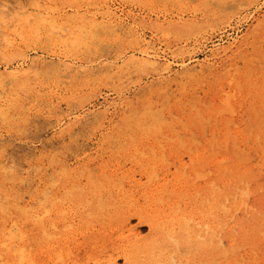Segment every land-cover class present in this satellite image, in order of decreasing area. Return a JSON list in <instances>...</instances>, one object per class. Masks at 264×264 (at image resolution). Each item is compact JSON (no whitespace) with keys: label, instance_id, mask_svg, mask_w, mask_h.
<instances>
[{"label":"bare ground","instance_id":"bare-ground-1","mask_svg":"<svg viewBox=\"0 0 264 264\" xmlns=\"http://www.w3.org/2000/svg\"><path fill=\"white\" fill-rule=\"evenodd\" d=\"M167 1L169 4L170 1L173 2L171 10H167L168 13L164 16H156L152 23L154 30L160 33L158 34L160 39L168 45L173 43L177 46L181 43V40H178L181 38L191 37L194 42L206 39L209 29L230 23L233 18L222 16L216 9L228 8L226 6L232 3H227L231 0ZM247 1L253 6L264 4V0ZM81 7L90 10L82 14ZM3 8L0 9L2 45L9 50L11 56L17 58V61H14L15 64L7 62L0 64V119L20 120L19 124L25 127L30 124L33 111L30 105L27 104L28 107H25V103L21 101V94L34 92L40 75L51 80L50 83L57 88L56 92L60 86L68 83L69 87H63L65 93H70L69 100L75 106L72 107L73 105L67 102L64 111L60 105L52 107L49 111L54 116L55 127H58L62 141L65 137L71 140L74 133L76 136L75 130L83 123L86 124L88 117L94 119V123L105 131L103 135L108 138L107 141L113 139L116 143L119 142V145L126 146L127 151H131L130 160L141 163L143 169L140 176L146 178L150 190L143 189L141 178L136 179L135 175L108 172L104 168L94 172L91 161L83 165L85 173L79 177L81 174L78 172L83 170H79L78 165L70 168L68 158L59 157L60 160H57L51 153V157L54 156L55 159L48 157L49 166L52 168L50 178H45L43 182L39 171L34 169L37 171L34 175L37 177L35 180L37 185L35 190L33 189L30 201L24 202V197L21 198L22 194H18L17 190L21 189V184L27 179L23 177L27 171L23 172L22 169L19 171L16 165L1 155L0 174L10 183L0 179L2 182L0 183L4 185V190H0V264H42L41 261L46 256L52 264H118V258L123 260V264H166L169 258L181 250H197L202 263L214 264L217 260L220 263L224 262L231 250L244 249L247 246L253 250L259 248L264 250V238L260 236L263 232L260 227L264 222V217L261 218L264 214V200L256 191H252L253 198L251 197L250 201L248 198L239 197L237 190L243 186L242 181L237 184L236 179L246 176V173L243 175V171H240L236 157L222 151L226 150L225 145L232 141V138L229 139L227 133L216 140L210 137V140L204 141L200 149L187 147L189 144L185 142L183 145L187 147L185 154L188 157L186 162L182 157L175 155L180 144L175 143V140L181 135L176 131L177 137L173 142L172 137L163 134L166 120L164 111L149 101L154 93H165L172 84L196 78L212 60L226 56L239 42V36L227 38L225 40L227 44L218 39V44L211 46L209 54L203 60L185 63L184 58L190 59L192 53L187 56L180 55V58L174 55L167 56L165 51L156 48L152 38L147 39L140 32L142 27L139 29V22L145 21V16H133L130 20L128 16L123 19L113 9L114 7L112 8L109 0H39L32 8L22 4H19L17 9L8 10L4 6ZM67 9L72 13L66 15ZM35 36V39L42 36L44 40L51 41L53 52L28 59L20 50L18 39L28 40ZM173 38L177 39L174 41ZM103 45L106 51L107 45L108 48L121 45L122 53L107 60L109 56L105 57L99 53L101 49L99 47ZM186 46V42L181 43V54L189 50ZM79 53L84 54L83 60L78 59ZM150 78L152 80H149ZM101 83L112 86L113 89H110L114 90L115 96L109 97L104 94L101 101L93 102L100 96L96 85ZM131 85L139 89L140 93L144 92L140 107L137 106L138 101H134L136 96H131L128 92ZM224 94L226 96L221 103L224 107L219 109L224 114V109L233 114L235 112L231 104L233 95L228 92ZM161 103L164 104L165 100ZM180 109L182 111V108ZM216 112L221 111L217 109ZM258 114L254 112L253 117L256 118ZM227 120L226 122L229 121ZM201 122L200 119L199 123ZM248 123L250 125V122ZM181 124L183 126L184 121ZM138 132L141 135H138ZM134 133L138 136L134 137ZM258 137L261 141L257 154L258 161L261 162L255 163L252 168H260L263 173L264 134L256 133L250 139L255 141ZM183 141L181 140V143ZM0 147L4 148L2 138ZM251 149L252 145L248 147V150ZM167 152L170 153L169 157L175 156V172L170 174L167 168L161 178H156L155 176L159 174L158 169L163 167L162 162L167 160L161 156ZM236 156L238 158V155ZM248 157L254 159L251 155H247ZM42 167V162L39 161L36 168ZM127 177L126 184L123 180ZM138 187H141L140 190ZM243 191L247 193L246 190ZM140 199L144 203H140ZM101 211H105V217L110 215L109 219L117 227L113 232H118V243L108 248L112 254L98 258L92 254L83 262L72 256V248H67L71 245L69 237L78 238L79 235L86 237L89 233L92 235L94 231L81 229L76 219L82 217L81 222L92 220L93 217H102L99 215ZM131 218H136L137 224L148 226V235L145 234L147 236L141 237L136 227L131 226L130 221L133 220ZM225 241H228L226 246ZM59 242H64V246L59 245ZM257 247L259 248L256 249ZM105 249L103 245L100 251ZM97 254L99 256V252ZM236 263L238 264L237 261Z\"/></svg>","mask_w":264,"mask_h":264},{"label":"rangeland","instance_id":"rangeland-1","mask_svg":"<svg viewBox=\"0 0 264 264\" xmlns=\"http://www.w3.org/2000/svg\"><path fill=\"white\" fill-rule=\"evenodd\" d=\"M38 1L39 0H1L0 9H4L3 6L7 8L8 10L17 9L19 4H22L28 8H32L35 5V3H37ZM150 1L151 0H139V1L137 0H109V3L112 6V8L114 7L113 9L116 10L118 15H120L121 18L123 19L127 18L128 16H130L128 20H130L133 16L135 17L145 16V21L139 22V29L142 27L141 28L142 30L140 29V32L143 33L147 39L152 38L154 44L156 45V48H160L161 51L162 50L165 51L167 56L174 55L180 58L179 57L180 55L187 56L188 54L192 53V56L190 59L187 57L184 58L185 63L186 62L189 63L190 61L191 62L201 61L205 58L206 55L209 54L210 52L209 50L212 48L211 46L218 44V41H219L218 39H222L224 41V44H227V42H225L227 38L239 36V42L232 48V50L226 56L212 60L210 62V65L205 70H203L201 74H198L196 78H193L192 80H189V79L182 80L178 82L177 84H172L171 87L167 89L169 92L166 90V92L162 94L154 93L149 101L156 108L159 109L161 107L160 109H163L164 114H165V119L169 122L168 123L165 120L166 124L164 122V126H163L164 128L162 130L163 134L168 135L170 138L172 137L173 142H174V138L177 137V134L181 135L180 138H177L178 141L175 140V143L176 142L180 143L178 147L176 148L177 154L175 155H177L179 158L182 157L186 162L188 160L187 154H185V150L187 147L191 146L193 148L200 149L204 145V141L210 140V137L212 140H216L219 137L221 138L222 134L227 133L228 138L229 139L232 138V141L231 140L228 141L225 145L226 150L224 149L225 151L224 150L222 151L224 153L227 152L229 156L236 157L237 162L239 163L240 171L244 172V173L242 172L243 175L246 173V176H243L242 178L238 177L239 179H236L237 181L236 183L238 184L239 182L242 181L241 185L243 186L242 189L237 190L239 191L238 192L239 197L241 199L248 198V200L250 201L253 195L252 191H256L259 194V196L262 197V199L264 200V186H263L264 185V171L262 173L260 168H257V167L252 168L255 163L261 162V161L260 162L258 161L259 155L257 154L258 153L257 148L259 146L258 144H260L259 142L261 141V139L260 137H258V139L255 141L250 139L256 133L264 134V125H263L264 124V4H258V5L253 6V5H250L247 0H231L227 4H231V3L232 4L229 6H226L228 7L226 9H222L224 7L222 8L216 7L217 11L220 12L222 16L231 17V18L233 17L232 21H230V23L224 24L217 28L209 29L207 32L208 36L206 39L198 40L195 42H194V39L191 37L178 39V40H181V43L182 42L187 43L186 47L189 50L186 51L185 53L186 55H185V54L180 53L181 43H178L176 46V45H173V43L168 45L166 42L162 41L160 39V36L158 35L160 33L154 30V25L152 23L153 20L156 18V16H164V14L166 15V13H168L167 10H171L170 8L173 6V2L169 0L170 1V4H169L167 0H165V2H162L163 1L162 0L161 1L162 3L159 0H155L156 2H154L153 0L151 2ZM184 1H189V0H184ZM157 2H159V4ZM243 5L245 7H243ZM81 8H80L81 10L80 12L82 14L90 10L87 7H81ZM80 12L79 14H81ZM70 13H72V11L70 9H67L66 15ZM35 38L36 36L32 38H28V40L21 39V38L18 39V42H20V48H21L20 50L24 52V55L28 59H33L41 55H49L53 52L52 46L50 44L51 41H49L48 39L44 40L42 36L37 39ZM176 39L173 38L174 41ZM35 42H39V43L35 44ZM2 43H3V40H2V34L0 30V64L6 63V62L10 64H15V62L17 61V58L14 56H11L9 53V50H6V48L3 47L4 45H2ZM103 47L104 45L102 47H99L101 48L99 49V53L101 55L103 54L105 57L109 56L107 60L111 58H116L122 53L121 45H113V47H109V48L107 45L105 46L108 49L107 51L105 48L103 49ZM79 55L80 56H78V59L83 60L85 57L84 54L79 53ZM149 80H152V78H150ZM50 81L51 80H49L44 75L42 77L40 75L37 81L38 84H35L36 86L33 89L34 92L31 91L32 93L29 92L27 94H21V101L25 103V107H28V105H30L29 107H31L33 111V115L31 116L29 125H26V127L21 126V123L19 124L20 120L11 119L8 121H4V119L2 118L0 119V138H2L3 146H4V148L0 147V156L2 155V157H6L12 164H14V166L15 165L17 166L16 168L18 170L20 169L19 171H22V170L23 172H25L24 170L27 171L23 175V177L25 178L27 177V179L23 182V184H21V189L17 190L18 194L19 193L22 194L21 198L24 197L23 201L28 202L30 201L29 199H31V195L33 194L35 187L37 185L35 182L37 177L34 176L37 173V171H39V175L41 176V179L43 182L45 178L46 179L50 178L49 175L51 173L52 168L51 166H49L50 164L48 162V157H50V159L54 157V156L51 157V153H53L52 155H55V157H57L56 158L57 160L68 158L67 161H68V164H70L71 166L70 168H73L76 165H78V168L80 167L79 170L82 169L84 171V172L80 171L81 173L78 172L79 175L81 174L79 177H82V175L85 173L83 165L86 162L91 161L93 164L92 169L94 170V172H96L97 169L101 170L104 168V170H107L108 172H117V173L125 172L129 176L135 175L136 179L141 178L143 189H146V190L148 189L149 191L150 184L147 182L146 178L140 176V173H142V169H143L142 168L143 166L141 165V163L137 162L135 158L134 159L136 161L133 160L132 162L131 161L132 159L130 160L131 151L129 150L127 151L126 146H123L122 144L119 145V142L116 143L113 139L107 141L106 139L108 138H105V136L103 135L105 131L102 128L98 127L96 123H94V119L92 120L90 117H88L87 123L86 124L83 123L79 129L75 130V132H77L76 136L74 133L73 138L71 140H68L65 137L64 138L65 140L63 139L64 141H62V138L59 136V133H58V127H55L56 121L54 119V116L49 111H51V108L56 105H60L61 106L60 108H62L64 111L66 109L67 102L72 104L73 105L72 107H74L75 105L72 101L69 100L70 93H65L66 91L64 87H69L68 83H65L64 85L60 86L58 89L59 91L56 92L57 88L54 85H52L53 83L52 82L50 83ZM48 83L50 86L48 85ZM180 83L181 84L183 83L184 85L183 84L181 85ZM37 85L39 86L37 87ZM96 87H98L99 89L100 98L98 97L93 102H96L97 100L101 101V97L104 96V94L109 97L115 96L114 90H112L113 88L110 85L101 83V84L96 85ZM131 87H128V90H130L128 92L131 94V96H134V97L136 96L134 98V101H138L137 106L140 107L139 105L141 104L142 99H144V92L140 93L141 91L135 88L133 85H131ZM37 89L39 92L37 91ZM49 90H50V93H48ZM227 92L228 94L230 93L231 95L234 96V97L232 96L231 98V104L233 106V111H235V112L232 111L233 114H230V112L229 113L226 112V109H224L225 114L224 112H222V110H220L222 107H224V105L221 103H223L224 101L223 98H225L224 96H226L224 93H227ZM164 94L166 95L164 96ZM39 99L42 101L40 102ZM32 100L35 103L32 102ZM164 100H165V103H164ZM45 102L49 104H46ZM161 102H163L164 104H162ZM161 105H164V106H161ZM180 108H182V111L184 112H182ZM217 109L219 112L221 111L222 114L221 112L217 113L216 112ZM169 112H171V114ZM254 112L259 113L256 116V118L253 117ZM176 115L178 117H176ZM200 116H202L203 118ZM178 118L179 120L180 119L182 120H180L179 122ZM200 119L202 120L201 123H199ZM206 120L208 121L206 122ZM226 120L228 122H226ZM259 120L263 122L261 123L262 125L260 124L261 121L259 122ZM183 121H184V125L182 126L181 122L183 123ZM189 121L192 124L189 123ZM231 121H233L232 123H234V125L236 126H234L231 123ZM248 122H250V125ZM203 126L205 127V130ZM171 128H174V129L172 130ZM176 131H177V134H176ZM138 135H141V133L138 132ZM138 135L134 133V137H137ZM194 138L196 139L194 140ZM73 139L74 140L76 139V140L73 141ZM143 139H146V138H143ZM238 139L240 142L238 141ZM249 139L250 141L248 142L247 140ZM181 140H184V141L181 143ZM110 141H111V144H110ZM191 141H193L194 143ZM185 142L189 144L187 147L183 145ZM233 142H235V144ZM113 145L115 146L113 147ZM236 145L237 147H235ZM250 145H252V149L248 150V147H250ZM120 147H122L121 149L122 151L120 150ZM233 148L235 149V151ZM56 149L59 150L60 153L64 154L66 157H63L64 155H60V153ZM243 150L244 151L246 150L247 152L245 153ZM234 152H237V153L235 154ZM242 152H244L243 156H242ZM168 154L170 153L167 152V153L162 154L163 156L161 157L163 158L166 157L167 160H164L165 161V162L163 161L164 163L162 162L163 167H160L158 169L159 174L155 176L156 178H161L163 175V172H165L167 168H169L168 173L172 174L175 172V165H176L174 162L175 156L171 158L168 156ZM236 155H238V158ZM247 155L253 156L254 159H252V157H248V158H251V159H248ZM241 157H244V158H241ZM76 159H78L77 162L79 163L75 161ZM243 160L245 161L247 160L249 162H245ZM39 161L42 162V166H43L40 169L36 168V164ZM233 162L234 161H232V163ZM34 169L37 171H34ZM155 177L154 179H156ZM0 179L5 180V177L0 174ZM127 180H128V177L124 178L123 182L124 183L126 182L127 184ZM8 181L9 180H7L6 183L9 184L10 181L9 182ZM1 183L0 185L2 187H0V190H4V187H3L4 185ZM141 187H138L137 189L140 190ZM243 190H246L247 193ZM24 191L26 194L24 193ZM135 193L137 194V192ZM240 194H243V195H240ZM136 197L139 198V196L137 195ZM139 201L140 203H144L142 199H140ZM104 212L101 211V213L99 214L102 217H98V218L93 217L92 220H86V221L80 222L82 217L81 218L79 217L76 219V222L78 223L77 225L81 227V229H84V230L89 229L90 231H94V232L92 233V235H90L89 233L86 237H83L81 235H79L78 238L77 236L69 237L71 240V245H69V247L67 248L73 249L71 250L72 256H75L77 259H80L84 262L87 259H89L88 257L92 254L96 255L95 258L104 257L105 255L107 256V254H112V252H110L111 250H108V248H110L111 245L118 243V240H117L118 232L117 231L113 232L114 230L117 229V227H115L114 224L111 222V219H109L110 215H108L107 217L104 216ZM263 217H264V214L262 215L261 218ZM131 219L133 220L135 219L134 221L133 220L130 221L131 226H135L138 232L140 233V236L144 237V235L147 234L149 231L148 226H146L145 224H137L138 221L136 218H131ZM260 229L263 230V232L260 233L261 234L260 236L264 238V222L262 226L260 227ZM235 234L237 233L235 232ZM59 245L64 246V242H59ZM103 245L106 247L105 250H102L104 252L100 251V249L103 248ZM224 245L225 246L228 245V241H225ZM98 248L100 249L98 250ZM258 248L259 247H257L256 249ZM259 249L253 250L252 248L247 246L244 249L240 248L239 250H231L228 258L224 262L220 263V261L218 262L217 260L214 264H235L236 261L238 262V264H255V263L264 264V250H259ZM196 251L197 250H181L172 257L174 260L172 258H169L166 264H204L202 263V261H200V257L198 256V253ZM98 252H99V256L97 254ZM252 259L253 261H251ZM90 260L92 262V259ZM46 261H49L47 256L46 258L43 257V260L41 261V263L45 264ZM117 263L123 264V260L121 258H118ZM48 264H52V262L49 261Z\"/></svg>","mask_w":264,"mask_h":264}]
</instances>
